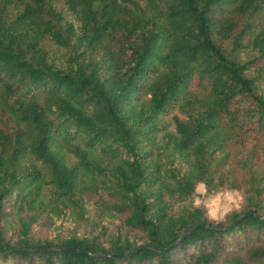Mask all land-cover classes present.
<instances>
[{"label": "trees", "instance_id": "obj_1", "mask_svg": "<svg viewBox=\"0 0 264 264\" xmlns=\"http://www.w3.org/2000/svg\"><path fill=\"white\" fill-rule=\"evenodd\" d=\"M200 181L241 207L209 219ZM249 210L264 0H0V264H264L252 213L141 249Z\"/></svg>", "mask_w": 264, "mask_h": 264}, {"label": "clouds", "instance_id": "obj_2", "mask_svg": "<svg viewBox=\"0 0 264 264\" xmlns=\"http://www.w3.org/2000/svg\"><path fill=\"white\" fill-rule=\"evenodd\" d=\"M239 194L231 190L210 191L206 181L196 183L192 189L191 206L203 208L211 220H222L236 206Z\"/></svg>", "mask_w": 264, "mask_h": 264}, {"label": "water", "instance_id": "obj_3", "mask_svg": "<svg viewBox=\"0 0 264 264\" xmlns=\"http://www.w3.org/2000/svg\"><path fill=\"white\" fill-rule=\"evenodd\" d=\"M248 213H252L254 214L255 217H257L258 219H261V220H264V215L262 214H258V212L256 210H249V211H246V212H243L242 214H240L238 216V218L235 220L234 224H231L229 226H224V227H219V226H216V225H208V224H201V225H198V226H192L191 228H189L186 233L181 236L179 239H177L176 241H174L172 244H170L168 247L164 248V249H157V248H153L149 245H144L143 247H141V249H154L155 251L157 252H162V251H166L168 250L169 248H172L174 246H176L179 242H181L185 237H187L188 235H190L193 230L196 228V227H199V226H202V227H212V228H216V229H227V228H231L233 227L234 225H237ZM84 252V251H83ZM128 252H126L125 254H127Z\"/></svg>", "mask_w": 264, "mask_h": 264}, {"label": "rangeland", "instance_id": "obj_4", "mask_svg": "<svg viewBox=\"0 0 264 264\" xmlns=\"http://www.w3.org/2000/svg\"><path fill=\"white\" fill-rule=\"evenodd\" d=\"M236 193H238V192H236ZM238 194H239V199L237 201L236 206L233 209L241 207V204H242V195L240 193H238ZM224 220H225V218L222 219V220H216V221H224Z\"/></svg>", "mask_w": 264, "mask_h": 264}]
</instances>
